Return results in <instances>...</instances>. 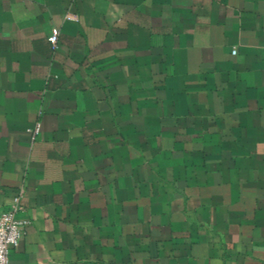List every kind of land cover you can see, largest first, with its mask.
<instances>
[{
  "label": "crops",
  "instance_id": "1",
  "mask_svg": "<svg viewBox=\"0 0 264 264\" xmlns=\"http://www.w3.org/2000/svg\"><path fill=\"white\" fill-rule=\"evenodd\" d=\"M263 46L264 0H0L8 263L264 264Z\"/></svg>",
  "mask_w": 264,
  "mask_h": 264
},
{
  "label": "built area",
  "instance_id": "2",
  "mask_svg": "<svg viewBox=\"0 0 264 264\" xmlns=\"http://www.w3.org/2000/svg\"><path fill=\"white\" fill-rule=\"evenodd\" d=\"M58 29L52 28L48 40L53 47L58 40ZM264 51V46H263ZM37 128L33 130L36 134ZM18 197L13 199L7 209L0 208V264H9L8 259L11 251L18 245L28 221L16 216Z\"/></svg>",
  "mask_w": 264,
  "mask_h": 264
}]
</instances>
